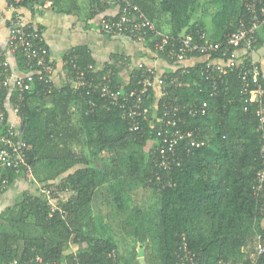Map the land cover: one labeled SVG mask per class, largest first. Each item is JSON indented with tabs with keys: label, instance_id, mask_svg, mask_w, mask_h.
Masks as SVG:
<instances>
[{
	"label": "trees",
	"instance_id": "trees-1",
	"mask_svg": "<svg viewBox=\"0 0 264 264\" xmlns=\"http://www.w3.org/2000/svg\"><path fill=\"white\" fill-rule=\"evenodd\" d=\"M124 1L136 6L156 31L176 39L200 30L209 41L222 42L237 30L240 19H249L245 0H117L120 9ZM198 9L206 13L211 9V32L205 29L202 18L193 20ZM256 37L259 41L258 33ZM160 42L148 32L145 43L150 50L170 62L166 53H156L155 44ZM16 59L19 74H29L23 57L16 55ZM72 59L81 70L96 68L88 50H71L64 57L69 80L75 73ZM201 66L204 64L193 66L190 75H184L177 88H170L164 100L180 105L208 103L205 116L180 112L186 128H198V138L206 143L190 149L180 142L176 147L179 166L173 164L169 172L152 163L159 146L158 132L165 130L164 124L151 127L145 122L141 131H129L119 110H106L98 100L96 107L90 106V97L74 91L71 82L55 88L53 82L46 86L35 80L19 113L18 135L27 144L26 162L40 184H62L74 194H63L56 200L68 212L66 220L57 215L48 218V206L37 195L24 194L19 203L7 208L0 216V264H36V256L43 264H130L116 256L114 239L102 237L101 232L105 217H114L120 229L133 233L135 246L143 247L150 211L141 203L134 205L133 197L139 190L155 196L152 221L160 264H176L175 252L182 236L200 264L264 262V254L257 255L258 245H264V186L256 190L261 134L256 130L255 105L246 103L240 95L238 70L227 77L226 91L210 97L211 86L196 75ZM4 70L0 69V79ZM108 70L114 72L111 86L119 88L121 84L110 65L89 72L87 77L98 80ZM132 76L122 86L126 91L136 87ZM260 80L263 84L261 74ZM9 100L14 103V94ZM154 102L150 92L144 107L152 112L159 110L160 102ZM102 153L107 157L100 158ZM0 176L8 177L10 185L17 178L23 179L5 169H0ZM72 243L77 252L70 251Z\"/></svg>",
	"mask_w": 264,
	"mask_h": 264
},
{
	"label": "built area",
	"instance_id": "built-area-1",
	"mask_svg": "<svg viewBox=\"0 0 264 264\" xmlns=\"http://www.w3.org/2000/svg\"><path fill=\"white\" fill-rule=\"evenodd\" d=\"M14 1L17 3L40 1L53 3L55 0ZM122 5L118 17L108 18L101 22L102 32L108 36L127 35L140 43L146 42L147 34L150 32L161 39L160 43L155 44L156 53H166L168 60L176 65V70L181 71L177 75L157 78L154 69L140 65L137 67L136 74L132 76L136 87L126 91L122 86L119 88L111 86L114 77L112 70H108L98 80L88 78V73L96 71V68L88 66L87 70H81L72 59V71L74 70L75 73L69 82L74 91L83 97H90L88 103L92 107L97 106L96 100H98L106 110H119L122 118L127 121L129 131H141L142 124L145 122L150 124L151 120L156 123L155 125L164 124L165 130L160 129L158 132L159 146L153 155L152 163L158 169L169 172L173 164L179 166L176 160V147L180 142H184L185 146L190 149H199L206 143L204 139L198 138V128H186V121L180 112L185 111L191 117L205 116L208 103L180 105L176 101L171 103L164 100L168 90L182 84L183 76L190 75V69L199 64L186 66L184 63L190 59L205 58V61L201 63L204 66L196 71V75L201 81L211 86L210 97H216L222 91H226L228 89L227 77L231 72L238 70L241 81L240 95L244 97L246 103L255 105L256 130L261 134L259 151L261 169L256 175V190L261 191L264 186V103L262 102L264 86L260 80V65L251 55L258 44L256 34L264 28V0H245V8L249 12L248 21L240 19L237 30L227 34L225 39L218 43L209 41L206 34L200 30L178 39L169 37L156 31L154 24L148 21L136 6L127 1H124ZM8 31L7 47L4 50L0 49V69H5V74L0 79V169L10 170L13 174L21 175L26 181L31 182L32 170L26 162L27 144L18 135L20 105L35 80L46 86L52 84L53 68L47 57L48 52L42 35L32 28L26 19L17 15L11 18L8 21ZM175 42L178 47H175ZM169 45L171 47L167 49ZM239 53H242V56ZM9 55H21L29 74L15 75L8 72L10 69ZM213 55L217 57L208 61ZM156 87L159 90L156 102L160 104L159 110L156 108V111L152 112L148 107H144V101ZM11 93L14 94V103L9 100ZM247 110L245 106L244 111ZM150 111L151 119L149 118ZM156 180L160 181L158 175H156ZM165 183L170 185V181H165ZM9 185L8 177L0 176V197ZM39 193L48 206L47 217L52 218L57 215L62 220H66L68 212L57 204L56 200L63 194L73 195L72 189L59 184L41 188ZM263 254L264 245L259 244L257 255ZM175 258L176 264H200L198 255L189 249L185 236L181 237ZM34 262L43 264L39 256L34 258ZM252 264H264V262L258 263L257 260Z\"/></svg>",
	"mask_w": 264,
	"mask_h": 264
},
{
	"label": "crops",
	"instance_id": "crops-1",
	"mask_svg": "<svg viewBox=\"0 0 264 264\" xmlns=\"http://www.w3.org/2000/svg\"><path fill=\"white\" fill-rule=\"evenodd\" d=\"M119 9L117 0H56L54 3L0 0V49L7 47L8 21L17 15L41 32L53 68L51 76L55 88H60L69 81L64 57L76 48L88 50L96 70H101L107 65L114 68L121 86L128 84L133 72H137L140 65L154 69L157 78L174 72L176 65L159 57L146 43L137 42L127 35L108 36L102 32L101 22L115 17ZM211 12V9L207 13L200 10L195 20L202 18L205 29L209 32L212 29L208 28L204 16L208 15L211 19ZM164 30H167L166 26ZM258 38V45L251 56L260 65L264 85V29L258 31ZM239 54L242 56V53ZM204 61L205 58L190 59L184 65L191 66ZM18 62L16 56H8L10 71L15 75H19ZM158 91L157 87L151 91L155 101ZM36 192L34 186L17 178L0 197V216L7 208L19 203L24 194L36 196ZM105 218L107 220L104 219V224L110 222L109 218ZM113 220L116 221V218L112 217L111 221ZM75 249L76 247H73L72 250Z\"/></svg>",
	"mask_w": 264,
	"mask_h": 264
},
{
	"label": "rangeland",
	"instance_id": "rangeland-1",
	"mask_svg": "<svg viewBox=\"0 0 264 264\" xmlns=\"http://www.w3.org/2000/svg\"><path fill=\"white\" fill-rule=\"evenodd\" d=\"M199 11L200 10L198 9L193 20L197 19L196 15L199 13ZM204 17H205L204 20H206V22L208 23L207 25H209L208 28L212 29V23H211L210 17L208 15H205ZM155 124L156 123L151 120L149 125L151 127H154ZM151 146H152V144L149 143L148 147L150 148ZM99 157L105 158V157H107V154L102 153ZM31 170H32V168H31ZM24 181H26V180L24 179ZM30 181L31 182H28V181H26V182L31 184L32 186H34L36 188V191H37L36 195L39 197L41 196V194L39 193L40 189L45 188V187H49V186H45L43 184H40L38 181H36V179L33 175V172L31 174ZM50 186H58V185L54 184V185H50ZM133 203L135 206H140V203H141L143 205L142 206L143 208L150 211V218H146V224H147L146 227L149 230H148V233L146 234L147 237L142 240L143 247L140 249L139 247H137V245L135 246V239L136 238H134L133 233L132 232L130 233L129 230L127 232L126 230L120 229L119 224H117L118 220H116V221L110 220L111 223L109 221H107V224L105 223L103 228H102L101 235H102V237L110 236L114 239L115 243L118 246L117 251H116L117 252L116 256L119 254V256H121L122 261L128 260V262H130V264H160V259L158 256V240H157V237L155 235V226L153 223L154 221H152L153 217L155 219V213H154L155 212V204H156L155 196L150 191H144L143 192L142 190H139L136 193V196L133 197ZM129 216L131 218L135 219V217L132 213H130ZM126 234H128V235H126ZM69 246H70V251H71L74 247V244L72 243ZM84 247H85V245L82 246V249ZM73 252H77V250L75 249ZM134 254L136 255L135 259H133Z\"/></svg>",
	"mask_w": 264,
	"mask_h": 264
},
{
	"label": "clouds",
	"instance_id": "clouds-1",
	"mask_svg": "<svg viewBox=\"0 0 264 264\" xmlns=\"http://www.w3.org/2000/svg\"><path fill=\"white\" fill-rule=\"evenodd\" d=\"M57 202V201H56ZM58 204V203H57Z\"/></svg>",
	"mask_w": 264,
	"mask_h": 264
}]
</instances>
